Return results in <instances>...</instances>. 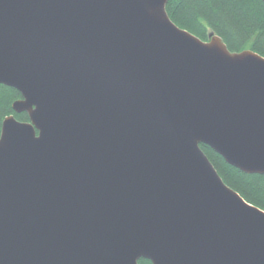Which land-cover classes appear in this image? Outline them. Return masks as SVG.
Here are the masks:
<instances>
[{
  "label": "water",
  "instance_id": "water-1",
  "mask_svg": "<svg viewBox=\"0 0 264 264\" xmlns=\"http://www.w3.org/2000/svg\"><path fill=\"white\" fill-rule=\"evenodd\" d=\"M264 4V0H261ZM167 0H0V264H264V58Z\"/></svg>",
  "mask_w": 264,
  "mask_h": 264
},
{
  "label": "trees",
  "instance_id": "trees-1",
  "mask_svg": "<svg viewBox=\"0 0 264 264\" xmlns=\"http://www.w3.org/2000/svg\"><path fill=\"white\" fill-rule=\"evenodd\" d=\"M169 19L180 29L201 41L218 36L230 52L251 50L264 58V4L261 0H167ZM21 98L13 88L0 85V131L2 121L13 116L28 122L24 112L12 111L13 102ZM223 183L248 204L264 211V175L244 174L228 165L209 147L200 144ZM138 264H151L139 260Z\"/></svg>",
  "mask_w": 264,
  "mask_h": 264
}]
</instances>
